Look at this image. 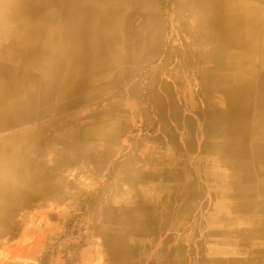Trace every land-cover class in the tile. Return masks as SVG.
Instances as JSON below:
<instances>
[{"label":"bare ground","instance_id":"1","mask_svg":"<svg viewBox=\"0 0 264 264\" xmlns=\"http://www.w3.org/2000/svg\"><path fill=\"white\" fill-rule=\"evenodd\" d=\"M162 3L11 0L0 28V239L21 238L4 247L28 237L18 216L65 197L67 183L68 195L82 198L74 171L100 167L114 152L131 125L128 104L144 97L140 76L167 51L144 80L160 123L149 149L167 148L166 163L180 171H167L164 197L180 201L176 221L198 211L208 228L241 222L198 236L191 226L189 242L235 238L244 259L264 264V0ZM90 139L99 146L90 150ZM134 187L131 209L114 215L110 204L97 229L113 264H142L128 236L147 238L152 225L149 201ZM184 251L171 249V264H184Z\"/></svg>","mask_w":264,"mask_h":264},{"label":"crops","instance_id":"2","mask_svg":"<svg viewBox=\"0 0 264 264\" xmlns=\"http://www.w3.org/2000/svg\"><path fill=\"white\" fill-rule=\"evenodd\" d=\"M141 80L143 82V79ZM144 130H146V134L144 135L142 134L132 135L131 133L126 140V142L128 141L129 142L128 144L127 143L125 144L126 148L124 149L121 147V144L123 143H122V136L120 135L119 138L117 139V144L119 143V145L115 147L114 152L108 156L110 158L107 157L103 159V165H100V167H98L97 165L88 166L87 169L85 168L81 169L82 174L78 172L80 171L79 169L74 171V175H76L75 176L76 179L74 178V176L73 178H71L75 180L72 181L71 186L73 190L75 189V191L76 189L79 188L82 189V198L80 200L72 198L68 195L69 186L67 183V186L65 185L66 192L64 189L65 197H61L62 199L49 198L45 201L43 205L34 206L27 212L25 211L24 215H39V218L43 217V215H58V213L54 211L57 209L54 208L53 205L62 204V203L69 204L70 202L73 205L78 202H81L82 205H87V208L90 209L91 201H94L96 198H98L97 201L98 204L97 207L95 205V208L99 211L97 212L95 211L93 213L90 212L89 214L102 215L103 220L101 222L103 223L104 215H106L105 214L106 208L110 204L116 205V206L114 205L116 210L114 211V215H123L124 214L122 212L123 208L129 207L131 209L130 206L133 205V202H135L136 200L132 192L133 187L135 186L134 188L137 190V192L142 193V197H141L142 201L143 202L149 201V212H147L146 214L149 215V219L151 220V225H152V227L149 228L150 231L149 232V264H171V259L168 257V253L171 249H175L176 247L177 248L182 247L183 251L185 250L183 252L184 264H199L201 261H205L206 264H251L252 262H250L249 259L248 260L244 259V257L249 258V255L242 256L241 254L242 247L241 245L235 242L236 241L235 238H234V244L232 245L230 244L222 245L217 241L215 244L210 246L207 244H198L196 242H191V241L189 242L187 231L190 232L189 229L191 226H194L195 234L196 236H198L199 232H203V231L204 232L205 231L209 232L211 230L227 231L230 229L237 230L239 228L238 224L241 222L236 221L238 223L233 222L231 226H227L224 224H217L218 223L217 221V223L213 226V228L215 229H212V227L208 228L205 222L202 223L196 221L195 218L198 215V211H197V215L196 213H194V215H192L191 218L189 217L190 222L188 223L185 222L184 220H182L181 222L176 221V219L179 216L180 201L178 202V200L175 201L169 198H165L163 193L165 187L167 185H170L168 184L169 182L166 181L167 171L168 170H173L178 172L180 171L178 170V168L171 166L170 163H166V161L170 159L169 153H171V151H168L167 148L158 147L155 150L149 149V113L148 112H146V114L144 115ZM88 145L90 150L99 146V144H97L94 139H90ZM132 151L134 152L133 154ZM122 152H124L123 155H125L124 160H121L119 163L115 162L116 156L120 158ZM210 170L211 169H208V172L205 171L204 173H210L211 172ZM156 178L161 179V181H159V179ZM149 179H151V181ZM149 186H151V188H149ZM152 188H154L155 190L153 191ZM90 198L91 200H89ZM170 209L171 211H168ZM151 211L155 216L151 213ZM130 215H134V214H130ZM222 216L223 215L219 217L217 216V219L218 220L221 219V221H223L224 218ZM23 219H25V216ZM29 220H32V218H29ZM24 226L27 229V236H28L27 239L26 240L23 239V241L19 242L18 244L7 246L4 247L2 250H0V262L4 260L7 261V264H26L31 261H34L36 259L35 257L39 255V252L43 247L42 246L43 239L45 238L47 231L49 230L48 229L49 226L46 224V222L37 223V226L35 228H28V226L26 225ZM99 236L101 235L99 234ZM132 236H134V234L130 235V237ZM174 236L176 237V239L171 238ZM169 238H171L172 244L166 243L167 239ZM32 239H35L34 243H32L33 242ZM129 243L135 248V252L139 251V249L136 248L137 245L136 236H134V239L131 238ZM31 247L36 248L35 249L36 255L33 257V259L29 258L27 252ZM9 249H13L11 254L7 253ZM191 252L193 253L192 255H190ZM33 255L34 254H32V256ZM171 256L174 258L173 255ZM135 257L137 258V254ZM178 258L180 259V256ZM205 259L208 261H206ZM252 264H258V263H252Z\"/></svg>","mask_w":264,"mask_h":264},{"label":"rangeland","instance_id":"3","mask_svg":"<svg viewBox=\"0 0 264 264\" xmlns=\"http://www.w3.org/2000/svg\"><path fill=\"white\" fill-rule=\"evenodd\" d=\"M165 3L166 0H163L162 6L164 8H166L167 6V3ZM165 10H167V8ZM166 18L168 24L167 28L169 32V15H167ZM166 55L167 51L160 57L161 59L159 58V60L155 64L145 67L142 76H140L141 79H143L141 91L145 93L144 97L138 101L136 105L137 107L133 105V108L132 104H128V107L126 108L128 112L127 115L130 118L129 121H131V125L127 133L122 135L123 149L126 148V140L131 133L132 135L146 134V130H144L143 128L144 115L146 114V112L150 114L149 144L151 138H154L157 135L160 127V123L158 121L159 117L156 115L154 108H152V106L148 104V93H146L148 91L146 90L147 85L144 80L146 75L151 72L154 66L163 63ZM140 129L142 130L140 131ZM123 154L124 152H122L120 158L116 156L115 162L119 163L121 160H123L125 157ZM221 172L223 171L221 170ZM53 207L57 209L54 211H56L58 215H43V217L39 218V215H24V213H22L23 215L18 216L21 227L26 225L28 226V228H35L37 226V223L42 222H46V224L49 226V230L47 231V234L43 239V247L40 250L39 255L35 257L36 259L34 261L26 264H113L109 253L106 251V248H103V244H101L102 240L97 231L99 224H101V221L103 220L102 215L90 216L89 212H91L92 209H88L87 205H81V202L74 205L71 203H62L53 205ZM24 216L25 219H23ZM29 218H32V220H29ZM91 218L93 219L91 220ZM18 235H20L21 238V232L12 237L6 236L3 239L1 238L0 250H2L8 242L19 241L20 238H18ZM131 238L134 239V236L130 237L129 235L128 242H130L129 240ZM171 238L176 239L175 236ZM136 239V248L139 249V251H137L136 253L137 258L141 261L142 264H149V237L146 238L142 236L137 237ZM32 240L33 242H31L34 243L35 239ZM12 251L13 249H9L7 253L11 254ZM0 264H7V261L3 260L2 262H0Z\"/></svg>","mask_w":264,"mask_h":264},{"label":"clouds","instance_id":"4","mask_svg":"<svg viewBox=\"0 0 264 264\" xmlns=\"http://www.w3.org/2000/svg\"><path fill=\"white\" fill-rule=\"evenodd\" d=\"M10 3L11 0H0V28H3L8 23V18L11 15Z\"/></svg>","mask_w":264,"mask_h":264}]
</instances>
